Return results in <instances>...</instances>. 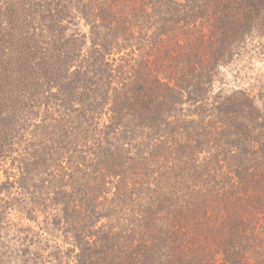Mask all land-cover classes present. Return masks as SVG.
I'll list each match as a JSON object with an SVG mask.
<instances>
[{"label": "trees", "instance_id": "trees-1", "mask_svg": "<svg viewBox=\"0 0 264 264\" xmlns=\"http://www.w3.org/2000/svg\"><path fill=\"white\" fill-rule=\"evenodd\" d=\"M254 60L264 0H0V264H264Z\"/></svg>", "mask_w": 264, "mask_h": 264}, {"label": "rangeland", "instance_id": "rangeland-1", "mask_svg": "<svg viewBox=\"0 0 264 264\" xmlns=\"http://www.w3.org/2000/svg\"><path fill=\"white\" fill-rule=\"evenodd\" d=\"M249 61H251V60H249ZM253 62L254 63L248 65L250 70L246 71V76H247L249 83L252 82L253 78H257V79L260 78L259 81L264 82V62H262L260 60H254ZM223 73L225 75V81L227 83L231 82L232 81V75H233L231 73V70L225 69ZM12 220H16V219L13 217Z\"/></svg>", "mask_w": 264, "mask_h": 264}]
</instances>
